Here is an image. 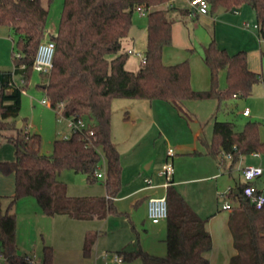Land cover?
Wrapping results in <instances>:
<instances>
[{"label":"trees","instance_id":"16d2710c","mask_svg":"<svg viewBox=\"0 0 264 264\" xmlns=\"http://www.w3.org/2000/svg\"><path fill=\"white\" fill-rule=\"evenodd\" d=\"M169 1L64 0L57 31L47 34L49 8L42 0H0V25H7L14 36L13 69L0 70V132L16 128L22 94L33 74L38 46L49 35L56 43L54 65L49 73L40 72L46 85L39 86L50 107L56 110L63 104L66 116H84L92 122L94 130L93 135L88 131L73 132L68 139H55L52 152L46 154L41 152L38 133L23 132L20 127L17 135L9 136L16 146L17 158L12 169L19 173L18 189L14 195L0 196V254L10 264H30L25 259L26 254H19L16 216L12 213L18 198L25 193L24 188L31 189L37 196L50 197V213L91 219L117 211L111 199L121 189L122 166L120 152L112 141L113 98L165 100L180 115L190 119L185 101L215 98L219 101L216 115L228 99L247 97L253 93L254 85L264 82L262 72L249 68L246 50L229 53L212 39L203 54L210 71V86L206 90H195L191 84L189 59L174 64L163 61L164 48L172 45L174 14L188 12L167 6ZM207 1L210 14L250 5L256 15L258 36L264 41V0ZM139 9H144L147 17L146 62L134 71L126 67L129 54L122 50V42L130 33L134 13L141 12ZM222 71L226 72L225 88L220 86ZM14 74L22 80L18 85L10 84ZM102 153L107 160V200L100 201L102 211L97 213L92 211L90 200L68 196L66 185L57 175L64 169H72L95 181ZM205 153L222 159L229 154L233 164L244 155L264 153L260 122L249 120L237 130L232 120L215 121ZM48 177L52 178L51 182ZM242 188L243 183L227 194L233 200L228 225L237 250L229 264H264V206L256 208ZM166 196V255H156L142 248L121 250L118 255L123 261L140 259L143 264H210L206 253L212 249L213 241L205 226L207 218L191 207L173 183L167 188ZM90 252L91 245H88L84 254ZM44 264H49V260Z\"/></svg>","mask_w":264,"mask_h":264},{"label":"rangeland","instance_id":"374dc122","mask_svg":"<svg viewBox=\"0 0 264 264\" xmlns=\"http://www.w3.org/2000/svg\"><path fill=\"white\" fill-rule=\"evenodd\" d=\"M42 2L49 8L47 34H55L59 26L64 0H42ZM220 12L224 13L218 18L217 15ZM220 12L215 15L218 20L215 26H208L204 23L198 24L196 27L192 25L191 39L193 41L198 40L193 45L195 51L183 49L185 58L190 60L194 83L199 87L206 86L209 88L210 86V71L204 62L203 54L204 46L210 43L212 39H215L219 47L226 48L229 53H235L241 49L250 51L255 47L256 51L252 52L251 55L255 57L257 70L264 75V54L260 51L261 43L257 33L258 29L247 30L243 25L244 21H248L251 27L257 23L252 7L244 4L238 9V14L234 11L221 10ZM142 16L139 11L134 13V18ZM233 16L241 21L236 24L237 26ZM11 32L7 25H0V70H12L14 66L12 58L14 44L11 40ZM48 37L50 35L46 38ZM136 47L143 52L144 47L142 45ZM262 49L264 52V44ZM141 61L140 54H129L126 65L137 70L142 63ZM206 76L207 78H204ZM14 78L19 83L20 76L15 75ZM43 83L44 80L40 71L34 69L26 92L22 94V105L17 121L24 120L23 132L29 131L40 134L41 152L46 154L53 150L55 139L69 134L70 128L67 126L66 119H58L56 110L47 104L45 92L39 86ZM226 85V72L222 71L220 73V86L225 88ZM184 104L185 111L190 117L189 120L175 109H171L174 114L170 115L168 108L171 106L165 100L131 97L112 99V139L119 148L122 166V184L118 193L119 197L130 193L131 189L138 185H146V178L149 175H152L153 181L156 183L159 178L157 179L154 175L164 162L169 148L175 150L173 158H182V164L189 169L195 168L207 160H212L214 156L211 155L185 154V152L187 149L193 150L194 148L200 151L204 150L201 141L212 136L215 121L232 120L236 123L237 130H241L249 120L258 121L260 122V138L264 140V82L254 85L253 93L247 97L228 99L216 115L219 101L215 98L190 99ZM245 107L252 110L251 116L242 115ZM17 130L16 127L4 132L8 135H17ZM177 143L181 145L180 149L177 148ZM192 145L196 146L193 147ZM221 158L219 156L216 159L220 160ZM248 158L249 155H245L244 158H240L234 164L230 158H223L222 164L224 165L220 169V174L226 175L224 177H226L228 184L235 185V182L239 181L238 163L243 160V164H247ZM148 165L151 168L147 169ZM231 167L233 168V176L228 174ZM98 171L104 174L107 172V160L103 153ZM59 178L67 184L69 193L75 196H107L106 176L97 178L96 181L90 183L84 173L64 169ZM161 181H164V178ZM164 193L165 189L161 188L159 195ZM25 200H18L15 204L16 237L20 245L22 243L28 245L40 240L42 242L41 250L49 248L53 252L49 264H112L111 260L115 256L114 251L123 246L137 248L143 244V241L155 249L159 255L164 256L167 253V244L164 241L166 233L163 234L164 236H157L151 230V220L148 218L145 206L143 204L135 206L134 203H131L129 196L115 202L119 211L106 212L103 219L100 220H73L61 216H43L39 217L41 219L38 222L35 213H33V207L29 202L25 203ZM121 210L131 212L130 215L134 222L128 219L127 212ZM166 224L167 222L163 221L162 225ZM86 231L97 238V243L89 255L84 254L82 244V232ZM43 243L49 245H43ZM21 250L30 253L27 248ZM0 264L9 263L0 259ZM121 264L143 263L140 259H136L129 262L123 261Z\"/></svg>","mask_w":264,"mask_h":264},{"label":"crops","instance_id":"0c3cea01","mask_svg":"<svg viewBox=\"0 0 264 264\" xmlns=\"http://www.w3.org/2000/svg\"><path fill=\"white\" fill-rule=\"evenodd\" d=\"M167 6H175L179 9H187L188 10V12L186 14H181V13H175L174 14L176 20L172 26V45L166 46L163 50V61H164V63L165 64H174V63L183 61L185 59H189V58H185L186 56L183 53V49H188L191 52L195 51L193 45L195 44V42H198V40L195 39L193 41L191 39L192 25L196 27L198 24L204 23V24H207L208 26H215L216 22L218 21L215 15H217L221 10L215 14H210V13L200 14L191 6L189 0H170L169 3L167 4ZM223 13L224 12H220V14L217 15L218 18L221 17L223 15ZM234 13L238 14V9L234 10ZM142 15H143L142 17H137V18H134V16H133V23H132L130 33H129L128 37H126L122 42V50L127 52L128 54H134V53H129V50H133L134 52H140V53L144 54V50L146 47V35H147V17H146L145 13H142ZM230 17H232V16H230ZM233 19L235 21V25L237 23L241 22L237 17L233 16ZM243 25H245V28L247 30H249L251 28H253V29L257 28L258 29V27L256 26L257 23H255L253 25V27H251V25L249 24L248 21H244ZM11 40H12V43L14 44V36L12 35V32H11ZM259 40L261 43L260 51L262 53L263 52L262 47H263L264 41H262L260 38H259ZM141 45L144 47L143 52L138 50L136 47V46H141ZM241 50H245V49H241ZM255 51H256L255 47H253L250 51H247V53H248V66L250 69H252L254 71H259V70H257L258 66L256 64L255 57H253L251 55V53L252 52L254 53ZM140 57H141V55H140ZM142 64L143 63H141L140 67L142 66ZM126 67L130 70H134V69H131L132 67H129L127 65H126ZM259 72H261V71H259ZM191 78H192L191 84H192V87L195 88V90H206V89H208V87H206V86L205 87H199V86L195 85L192 75H191ZM204 78H207V76ZM45 100L47 101L46 96H45ZM47 104H48V102H47ZM170 106H171V108H168V111H170V115H173L174 112H172L171 109H175V108L171 104H170ZM246 108L249 109L248 115L244 114V110ZM244 110L242 111L243 116H251L252 110L249 107H245ZM23 122H24V120L19 121V122L17 121L16 127L17 128L22 127ZM4 131L0 132V196H11V195L16 194V192H17V189H18L17 181H18V174L19 173L16 172L15 169H12L14 164L16 163V158H17L16 146L12 142V140L9 139V136H12V135L5 134ZM111 133H112V130H111ZM198 137H200V136H198ZM211 138H212V136L210 138H205L203 141H201L202 144L204 145V150L200 151V150H197L195 148L193 150L187 149L185 154L196 153L198 151L202 152L201 154H207V153H205L206 146L211 141ZM112 141H113V139H112ZM113 143L117 147V149L119 150L116 143L114 141H113ZM176 146L178 149L181 148L180 147L181 145H179V143H177ZM192 146L194 147L196 145H192ZM51 152H49V153H51ZM207 155H209V154H207ZM248 155H249V158L246 160L247 164H243V160H242V162L239 161V163H238L237 170H238V174H239L240 178H239V181L235 182V185L228 184L226 177H224L226 175L220 174V169H222L221 167H223V165H224V164H222L224 162V159H222V158L220 160H218V159L213 157L212 160H207L203 164H198L195 168H190V169L185 167V165L182 164V162H181L182 158H180V157L172 158V161H173L174 167H175V172L173 175V186L184 196V198L191 205V207L201 217L207 218L205 226H206V229L210 232V234L212 236V241H213L212 249L206 253V256L210 260V264H229L231 258L237 253V250L234 247L233 236H232V233H231L229 225H228V220H229L231 207L233 205V200L230 197H228L227 194L232 188H235L239 184L243 183L244 180H243V175H242V169L244 167H246L247 165H258V166H261L264 170V154L251 153ZM244 157H245V155L242 156L241 159ZM166 159H167V155L164 158V162L166 161ZM163 163L160 165V167L157 169V171L154 175V177H157V179L159 178V180L156 183H154L152 175H149L146 178V183H147L146 185H143V186L138 185L135 188H132L131 189L132 191H130V193H126L121 197H119L117 195L113 199H111V201L114 203L117 211H119V209L117 208V205L115 204V202L116 201L119 202V200L125 196H129L131 198V203H134L135 206H137L138 204H140V205L143 204L145 206V211H147V200H148V198L151 196H161V195H159L160 189L164 188L162 186L163 181H161V179L163 177L159 173ZM224 167H226V166H224ZM6 168H10L11 170L10 169L6 170ZM146 168L149 169L151 167H150V165H148ZM232 171H233V168L232 167L229 168V170H228L229 176H233ZM60 173L57 175V177L60 181H62L59 178ZM77 173H81V172H77ZM86 177H87V175H86ZM51 180H52V178L48 177V182H51ZM148 180H150L151 182H148ZM88 181L90 183L94 182V181H91L89 179H88ZM64 184L66 185V193L68 196H70L72 198L84 197L87 200H90L89 205L91 206L92 209H94L92 211H95L97 213H100L102 211V206H101L100 201L102 199L107 200L106 195L105 196H103V195H90V196L78 195V196H75V195L69 193L67 184L66 183H64ZM45 186H47L46 183H45ZM254 186L259 190H264V171H263V174L254 181ZM105 189H106V186H105ZM24 192H25L24 195H21L18 198V200L22 201L23 199H26L24 202L30 203V205L34 209L33 213H35V216L37 217L38 222H40V219H41L39 217H43V216H50V217L51 216H61V217H67V218H70L73 220H100V219H103V218L98 217L97 215L91 219H80V218H73V217H71L67 214H63V213H50L49 210L52 208V199L50 197L37 196L35 193L31 192V189L29 191L26 188H24ZM165 193H166V189H165ZM106 194H107V191H106ZM164 194H162V195H164ZM225 202H228L230 204L229 208H226V209L223 208V204ZM121 211H124V210H121ZM88 212H89V210H88ZM124 212H127L128 213L127 214L128 219L134 222V219L130 215L131 212H129V211H124ZM12 213H15V215H16L15 205L12 209ZM107 213H109V211ZM163 221H166V220H162L158 223H153L151 221V230L153 232H155L157 234V236H164L163 234H165V233L167 234L166 225H162ZM16 239H17V244H18L20 251L26 255H35L36 260L40 264H44V262H46V260L51 259V256L53 254L52 250L49 248H43V250H41L42 249L41 248L42 242H40V240L34 241L28 245L26 243L25 244L22 243L20 245V242H19L17 237H16ZM165 239H166V237H165ZM165 239H164V241H165ZM96 243H97V238L95 235L93 236L92 233L89 234V231L82 232L83 250L86 246L91 245V252H92ZM43 245H49V244L43 243ZM22 248L23 249L27 248V250L30 253L28 254V253L23 252L21 250ZM139 248H142V249H144L150 253L159 255V253H156L157 251L155 249H152V247L150 245L146 244L144 241H143V244L137 248H129L128 246H123L120 249H117L116 251H114V253L116 255L121 250H135V249H139ZM42 251H43V258H42ZM0 259H3L6 261V259L1 254H0ZM111 263L112 264H121V263H123V260L120 262L115 261L114 256H113Z\"/></svg>","mask_w":264,"mask_h":264},{"label":"built area","instance_id":"2783aa9c","mask_svg":"<svg viewBox=\"0 0 264 264\" xmlns=\"http://www.w3.org/2000/svg\"><path fill=\"white\" fill-rule=\"evenodd\" d=\"M191 6L200 14H207L209 11V3L207 0H189ZM142 13L146 11L144 9H139ZM257 26V25H256ZM56 50V43L54 40L50 38H46L43 40L37 49L34 61H33V69L38 70L40 72L49 73L54 65V54ZM129 53H137L141 55L142 63L146 62V58L144 54L140 52H134L133 50H129ZM20 56L19 54L17 55ZM15 74L13 75V79L11 80L10 84L18 85L22 82L17 83L14 79ZM26 92L25 90L23 93ZM63 104H60L58 108H56V112L58 114V119H66L67 126L70 128V133L66 134L64 137L65 139L70 138L73 132H89L90 135L94 134L93 125L90 120H88L84 116L78 115H71L66 116L63 113ZM244 114H249V109L246 108L244 110ZM175 155V150L173 148H169L167 153V159L163 163L159 173L164 178L162 186L167 190V188L173 183V175L175 172L174 163L172 161L173 156ZM226 158H230V155L227 154ZM263 168L258 165H247L242 169L243 175V194L253 203L256 208L260 209L264 206V190H259L254 186V181L259 178L263 174ZM95 176L97 178H103L104 176L107 177L106 174L102 173L101 171H96ZM148 182H151L148 180ZM230 204L225 202L223 204V208H229ZM147 215L149 220L153 223H158L162 220H166L168 218V201L166 193L161 196H151L147 200ZM25 259L30 264H40L37 260L35 255H27ZM115 261H122V257L118 254L114 256Z\"/></svg>","mask_w":264,"mask_h":264},{"label":"water","instance_id":"95a60500","mask_svg":"<svg viewBox=\"0 0 264 264\" xmlns=\"http://www.w3.org/2000/svg\"><path fill=\"white\" fill-rule=\"evenodd\" d=\"M46 84H43V86H45ZM19 254H21V251H19Z\"/></svg>","mask_w":264,"mask_h":264}]
</instances>
